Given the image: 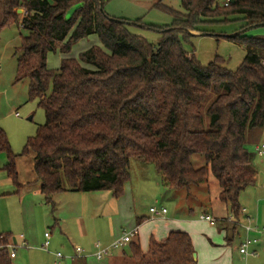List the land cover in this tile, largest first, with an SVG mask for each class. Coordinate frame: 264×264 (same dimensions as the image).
Returning <instances> with one entry per match:
<instances>
[{
    "label": "trees",
    "instance_id": "obj_1",
    "mask_svg": "<svg viewBox=\"0 0 264 264\" xmlns=\"http://www.w3.org/2000/svg\"><path fill=\"white\" fill-rule=\"evenodd\" d=\"M180 2L183 13L162 0L154 4L173 18L171 25L155 28V47L111 18L103 0H0V32L18 21L27 32L16 81L29 80V99L38 100L46 115L21 155L0 130L4 170L18 190V156L33 154L36 182L53 209V196L64 192L121 197L130 162L138 160L152 164L169 190L189 192L212 174L230 215H243L241 193L255 185L257 175L246 137L264 127V37L225 36L246 49L236 70L220 57L201 64L183 42L197 36L191 32L212 35L209 26L264 24V0H234L227 7L219 0ZM94 34L107 52L92 46L79 60L64 58L59 69L48 68L50 52L68 54ZM195 155L205 159L199 168L192 163ZM222 221L227 231H236L234 223ZM11 242L10 234L0 235V264H12ZM128 246L137 264H196L192 239L183 231L162 241L152 238L147 253L136 241Z\"/></svg>",
    "mask_w": 264,
    "mask_h": 264
},
{
    "label": "rangeland",
    "instance_id": "obj_2",
    "mask_svg": "<svg viewBox=\"0 0 264 264\" xmlns=\"http://www.w3.org/2000/svg\"><path fill=\"white\" fill-rule=\"evenodd\" d=\"M103 1L104 11L111 18L126 22V27L129 32L146 39L155 47L158 45L160 39V33L155 28H162L171 25L173 20L172 16L168 13L154 8V4L159 0ZM219 2L222 3L223 0H219ZM162 3L176 11L184 12L180 0H162ZM73 12L74 8L70 9L67 13V17H71ZM19 15L22 17L24 12ZM243 26V21L209 26L206 27V29L210 30L211 33H213L212 35L198 33L197 36L183 42V46L187 52L193 53L203 65H207L216 57H220L224 60L226 68L236 70L245 57L246 49L244 46L228 40L225 36L242 33L243 30L248 28L246 27L242 29ZM26 33L27 32L21 27L20 21H18V23L10 24L0 32V130L5 132L11 150L16 155L23 154L28 140L33 138L39 127L46 122L45 112L39 107L38 100L29 99V80L26 79L20 82L16 81L17 60L21 52L22 36L26 35ZM244 34L247 36L264 37V25L247 29ZM92 46H99L107 52L98 35L94 34L77 42L68 54H62L60 51L50 52L47 57V66L50 70H57L60 68L61 62L64 58L79 60L80 54ZM208 122L209 120L206 119V123ZM263 144L264 127L248 132L246 137V148L252 155L257 175L255 185L247 188L241 193L240 203L243 208H249V214L252 218L251 222L253 223V226H257L262 230V235H259L258 233L251 234L252 237L259 241V249H257L258 256L251 258L248 257L247 261L244 258L246 261L244 264H264V155H258L256 150L257 147H261ZM7 160V154L5 152L0 153V192L8 195L6 198L0 199V228L3 226L1 223H3L4 219H6L7 222H10L8 218L14 214L13 202L17 200L18 195L25 192H29V194L32 195V190H34V186L37 184L32 153L18 156L16 160L18 178L23 184L22 188H19V190L4 170ZM130 163L131 175L133 178H145L143 183H146L149 186L145 195V200H141V203H137V205H139V212L142 215L153 216L149 211L151 207L156 206L160 208L162 205H165L169 210L170 216H178L187 219L188 221L193 220L199 229L205 227V230H213L215 232V237L212 241H209L205 236L203 237L207 242V246H211L213 242L219 245H226L227 242L225 237H228L230 243L228 242L229 246H226L225 248H229L234 255H239V245L244 238V229L242 227L237 226L235 234H233L232 227H229L230 230L227 232L226 227H228V224L224 221L214 222L212 224L199 221V217L204 211H208V213L213 216H222L229 213L226 208H222L223 206L218 208L214 207V204L212 212L209 209V206L203 203V198H206L207 196H210L212 200H214L215 196H218L219 185L212 174L208 178L209 184L193 186L189 192L187 190L175 191L169 190L162 185L161 177L157 174L152 164L142 163L146 168L141 172L137 166L138 160H131ZM192 163L195 168H199L205 163V159L201 155H195L192 158ZM66 197L69 196L61 195L59 196V200H54L59 204L58 207L67 204ZM47 207V217L55 215L56 208L53 209L50 205ZM189 207L192 208V215H188ZM38 223L35 231L40 236L43 235L45 231H49L52 226H45V222L41 221V219L38 220ZM243 223H247V221H244ZM230 226L232 225L230 224ZM222 228L224 230L226 228V232L221 236L220 234L218 235V231L219 229L221 231ZM21 230L22 229L13 231L12 234V238L19 241V246H15L13 250L14 253L18 254V261L16 262V260H13V264H28L30 259L28 251L32 247V244H21L22 240L20 237L26 235V232ZM116 231L122 236L123 233L128 230H126L124 226L118 225ZM239 234L240 236L238 237ZM94 240L96 243L101 241L100 238ZM195 240L197 242L196 236ZM72 243L73 245L81 246L83 248V246L80 245L81 242L77 240ZM102 245L104 246L105 243H102ZM212 246L214 248L219 247L216 245ZM60 251L64 257L67 256L64 250ZM117 251L118 250H116V252ZM126 251L129 253L128 249H126ZM113 254H116L115 251ZM49 257L50 260H48L50 261V264H57L55 257L53 258L52 255ZM107 258L108 256L103 260H106ZM94 260L96 261V259ZM65 261L66 260L63 259L60 262L63 264ZM134 264L137 263L134 262Z\"/></svg>",
    "mask_w": 264,
    "mask_h": 264
},
{
    "label": "crops",
    "instance_id": "obj_3",
    "mask_svg": "<svg viewBox=\"0 0 264 264\" xmlns=\"http://www.w3.org/2000/svg\"><path fill=\"white\" fill-rule=\"evenodd\" d=\"M137 166L141 172L146 168L140 161H138ZM144 179H134L131 175L130 180L124 185L123 195L119 198L114 197L109 191L90 193L64 192L56 194L52 198L56 212L55 215L49 217H47V206L50 204L46 202L45 197L40 193L39 184L37 183L34 186V190H32V195H30L29 192L20 193L17 200L13 202L14 214L8 218L10 222H7L6 219H4L3 223H1L3 226L0 228V235H4L3 233L7 232L6 234L12 236L13 231L20 229H22L21 231L26 232V235L21 236L20 239L22 240L21 244H32V247L29 249V251L32 252L28 251V254H30L28 264H50V255H52L53 258L55 257L57 264H61L60 261L63 259L66 260L63 264H75L76 262H79L80 264H134L135 261L131 258V252L128 245L118 249V253L115 251V255L113 253L109 255L106 260H98L94 256L96 252V241L94 239L100 238L101 241H98L97 243H100L101 245L102 243H105V245L102 246L108 247L115 239L121 236L118 234V231H116L118 225L124 226L128 231L135 227L139 228V237L134 241L139 244L144 253L149 251V244L152 238L157 241H162L166 239L172 231H183L188 233L192 239L196 254V264H244L248 257H252L245 256L241 254L240 251L238 255L239 257L231 253L229 248H225L226 246L228 247L230 243L228 237H225L227 242L226 245H219L213 242L211 246H207V242L203 237L205 236L209 241H212L215 237V232L213 230H205V227L199 229L193 220L188 221L187 219L178 216H170L169 210L165 205H162L159 208H165L167 210L165 215L156 216L153 213V216L142 215L139 212V205H137V203H141L145 200V195L149 188L146 183H143V181H145ZM205 184H209V180ZM61 195L69 197H66L67 204L58 207L59 204L54 200H59V196ZM7 196V194L0 192V199L6 198ZM173 197L175 198L174 195ZM203 203L208 205L212 212L213 204L214 207L218 208L223 206L222 208H226L228 211L226 205L219 200L218 196H215L214 200H212L210 196H207L206 198H203ZM246 211V215L250 216L249 208H247ZM192 214V208L189 207L188 215ZM203 215L213 217L215 219L214 222H220V220L227 219L230 216V213L222 216H213L209 214L208 211H204L201 216ZM246 215H242L239 219L242 222L246 221ZM201 216L199 217V221L211 224L214 223L202 220ZM40 219L45 222V226L49 227L52 225L49 230L51 232L49 251H45L42 248L45 241L44 234L46 231L41 236L35 231L39 224L38 220ZM225 230L222 228L220 231L219 229L218 235L220 234L222 236L226 232ZM229 230L227 232H229ZM232 233L235 234L233 231ZM243 233L245 238V230ZM258 234L260 235L261 233ZM195 236L197 237V242ZM239 236L240 234L238 237ZM76 240L81 242L80 245H82L83 248L81 246L73 245L72 242ZM9 245L11 246L9 247L11 252L14 250L15 246H19V241L12 238V242ZM212 245L219 247L214 248ZM77 247H80L83 250V253L78 254L76 252ZM126 249L129 250V253H127ZM257 249H259V242L256 246L251 247V250ZM60 250H64L67 256H63L62 259H59L56 254L61 253ZM11 259L12 264L13 260H16L17 262L18 254L15 253V257ZM94 259H96V261Z\"/></svg>",
    "mask_w": 264,
    "mask_h": 264
},
{
    "label": "built area",
    "instance_id": "obj_4",
    "mask_svg": "<svg viewBox=\"0 0 264 264\" xmlns=\"http://www.w3.org/2000/svg\"><path fill=\"white\" fill-rule=\"evenodd\" d=\"M232 2V0H223L222 5L227 7L229 6V4ZM258 155L263 156L264 154V144L261 147H257L256 148ZM151 213H153L156 216H162L165 215L167 213V210L165 208H157V207H153L151 208ZM247 211L245 208H242V214L246 215ZM202 220L205 221H209V222H214L215 219L211 216H206L203 215L201 216ZM228 222L230 223H234L236 226H240L245 230L246 236L244 238V240L242 241L240 247H239V251L241 254L245 255V256H252V257H257L258 256V252L257 250H251V247L256 246L258 244V239L250 236L252 233H261L262 230L259 229V227L257 226H253L252 218L248 215L245 216V220L247 221V223H243L240 219H236L233 215L228 217ZM45 237V241L42 245V248L45 251H49V247L51 244V232L50 231H46L44 234ZM139 237V228L135 227L134 229L124 232L123 235L121 237H119L118 239H116L115 241H113V243L111 245H109L108 247H103L100 243H96L95 248H96V252L94 254V256L98 259V260H102L105 257L111 255L114 251L123 248L124 246L128 245L130 242L134 241L135 239H137ZM8 247H11L10 245ZM76 252L78 254L83 253V250L80 247L76 248ZM56 256L59 259L63 258V255L61 253H57ZM10 257L14 258L15 257V253L14 251L10 252Z\"/></svg>",
    "mask_w": 264,
    "mask_h": 264
},
{
    "label": "water",
    "instance_id": "obj_5",
    "mask_svg": "<svg viewBox=\"0 0 264 264\" xmlns=\"http://www.w3.org/2000/svg\"><path fill=\"white\" fill-rule=\"evenodd\" d=\"M232 2H234V0H232ZM101 9H103V7H102V4H101ZM24 11L23 10H21V9H19V10H17V13L18 14H20V13H23ZM264 24H260V25H256V26H263ZM256 26H250V27H248L247 29H250V28H252V27H256ZM247 29H245V30H243V32L242 33H244ZM191 34L192 35H198V33H194V32H191ZM240 33H237V34H235V35H231V36H229V37H236L237 35H239ZM16 242V241H15ZM194 259L196 260V254H194Z\"/></svg>",
    "mask_w": 264,
    "mask_h": 264
}]
</instances>
